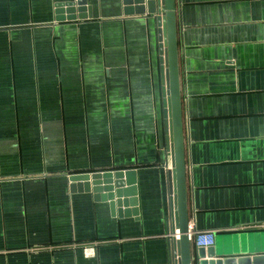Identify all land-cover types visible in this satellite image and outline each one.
<instances>
[{
    "label": "crops",
    "instance_id": "0c3cea01",
    "mask_svg": "<svg viewBox=\"0 0 264 264\" xmlns=\"http://www.w3.org/2000/svg\"><path fill=\"white\" fill-rule=\"evenodd\" d=\"M75 1L0 0V264H174L158 15L86 0L56 21ZM174 4L189 229L263 256L264 0ZM117 171L137 193L119 208L71 189Z\"/></svg>",
    "mask_w": 264,
    "mask_h": 264
},
{
    "label": "water",
    "instance_id": "95a60500",
    "mask_svg": "<svg viewBox=\"0 0 264 264\" xmlns=\"http://www.w3.org/2000/svg\"><path fill=\"white\" fill-rule=\"evenodd\" d=\"M124 15L157 14L159 42L164 41L165 49L160 47L166 65V109L169 114L172 143V169L169 173L173 193V209L176 240L173 239V253L177 258L174 264H264L263 256L234 257L233 253L222 254L215 247L195 248L190 252L189 235L199 231L189 229L187 219L184 143L182 129V107L178 73V55L174 0H123ZM146 5V8L144 7ZM86 0L55 5V20H85L89 15ZM72 190L92 192L95 199L110 201L119 208L125 205L123 198L134 199L136 180L134 171L101 172L72 175L69 177ZM111 205V204H110ZM112 206V205H111ZM120 214V213H119ZM231 248V252L233 248Z\"/></svg>",
    "mask_w": 264,
    "mask_h": 264
},
{
    "label": "built area",
    "instance_id": "2783aa9c",
    "mask_svg": "<svg viewBox=\"0 0 264 264\" xmlns=\"http://www.w3.org/2000/svg\"><path fill=\"white\" fill-rule=\"evenodd\" d=\"M177 231L175 230V233ZM189 241H191L197 248H209L214 245V234L211 232L198 233L195 236L189 235ZM94 248H85L84 253L87 257L94 255Z\"/></svg>",
    "mask_w": 264,
    "mask_h": 264
}]
</instances>
